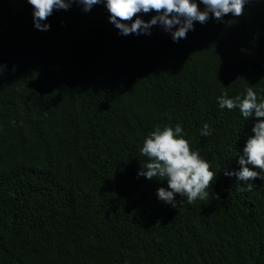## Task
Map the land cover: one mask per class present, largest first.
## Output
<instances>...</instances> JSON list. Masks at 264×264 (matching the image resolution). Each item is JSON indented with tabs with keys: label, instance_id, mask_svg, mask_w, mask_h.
Segmentation results:
<instances>
[{
	"label": "trees",
	"instance_id": "trees-1",
	"mask_svg": "<svg viewBox=\"0 0 264 264\" xmlns=\"http://www.w3.org/2000/svg\"><path fill=\"white\" fill-rule=\"evenodd\" d=\"M0 4V24L17 37L12 48L0 30V264H264V181L249 191L224 175L239 170L255 119L217 101L249 86L264 100V0L240 17L194 22L191 40L153 26L144 52L147 35L110 30L96 14L107 11L75 17L73 3L40 31L27 1ZM177 123L217 177L207 199L177 195L172 207L157 197L167 182L138 172L145 137Z\"/></svg>",
	"mask_w": 264,
	"mask_h": 264
},
{
	"label": "clouds",
	"instance_id": "clouds-1",
	"mask_svg": "<svg viewBox=\"0 0 264 264\" xmlns=\"http://www.w3.org/2000/svg\"><path fill=\"white\" fill-rule=\"evenodd\" d=\"M19 8L25 7V2L32 6L34 27L40 31L50 30V24L45 23L50 16L69 10L73 3L82 6L84 12H90L93 6L101 5L108 12L111 24L119 30L121 35L151 34L153 26L162 35L171 34L174 42L181 39H193L199 32L194 31V22L198 26H207L210 18L222 21L224 16L231 13L235 17L245 15L248 7L259 0H12ZM5 4H0V14L5 13ZM105 8L94 7L105 14ZM155 13L148 21L141 17L144 14ZM211 14V16H210ZM228 22V21H227ZM14 26V25H13ZM13 26H3L0 30L6 32L10 41L6 45L16 48V39L12 34ZM15 26H20L17 23ZM69 30V29H68ZM66 30V32L68 31ZM66 32H63L66 33ZM62 36L52 43L59 41ZM2 42V39H0ZM77 61H79L77 59ZM264 72V63H263ZM2 65H0V77H2ZM221 110L229 111L239 109L241 116L248 120L254 118L252 127L253 135L248 136L242 153L237 151L239 170L224 171L225 176H235L244 182L247 190H252L251 181L259 178L264 181V100L258 102L257 93L249 86L246 95H237L229 98L227 92L217 97ZM201 136L212 134L210 126L205 123L201 129ZM142 155L148 158V163L138 172V176L148 180L158 179L166 181L167 188L157 189V197L160 201L171 205L180 206L176 196L187 197L189 204L197 199H207L211 194L206 189L212 187L217 175L210 170V163L201 157L198 150H192L190 143L185 139L184 129L181 124L173 126H156L144 139L140 149ZM258 169L259 171H257ZM5 216H0V227Z\"/></svg>",
	"mask_w": 264,
	"mask_h": 264
},
{
	"label": "bare ground",
	"instance_id": "bare-ground-1",
	"mask_svg": "<svg viewBox=\"0 0 264 264\" xmlns=\"http://www.w3.org/2000/svg\"><path fill=\"white\" fill-rule=\"evenodd\" d=\"M102 6L101 7H103V8H105L104 6H103V4H101ZM81 6L80 5H78V7H77V13H76V15H75V17L79 14V11L80 10H82L81 8H80ZM93 7H99V6H93ZM83 11V10H82ZM105 11H107L106 10V8H105ZM83 13H85L84 11H83ZM97 14V16H100L101 17V20H109L108 19V15L109 14H105V15H101V13H96ZM152 15H155V13L153 12V13H150L149 15H144L143 17H141L143 20H150L151 19V17H152ZM110 27H108L110 30H116V28H115V26L114 25H109ZM195 30V32H198L199 30H197L196 28H194ZM117 31V30H116ZM118 32V31H117ZM205 34V33H204ZM122 37V36H121ZM124 37V36H123ZM132 37V36H131ZM161 37L162 36H160V37H156V40H155V38H153V42L154 41H158V40H160L161 39ZM84 39H87L86 37H82L81 38V40H84ZM187 39V38H186ZM99 40H101V38H99V36L98 37H94V38H92L91 39V44H97V43H99L100 41ZM126 40V39H125ZM151 40H152V37H150L149 35H147V41L146 42H144L143 44H141L138 48H141V50H140V52H144V50H145V48L146 47H148L149 46V43H151ZM165 41L168 43V40L165 38ZM85 46L87 45V43H88V41H86V40H84L83 42H82ZM123 44V42L122 43H120V45L118 46V48L121 46ZM104 45H105V42H104V44L101 46V52H104V51H106L105 49H104ZM126 46H127V44H125ZM114 50V52L115 53H118L117 52V50L115 49V48H113V49H111V51H113ZM100 52V54H99V58L101 59L102 58V56H101V53ZM154 53H157V49L156 50H154L153 51ZM76 56H75V58L74 59H78V60H80L81 59V57L83 56L80 52H78L77 51V53L75 54ZM90 55H92V56H94L95 55V53H94V51H90ZM61 56H62V58H64V59H68V55H65L64 54V52H62L61 51ZM163 56L164 57H166L167 59L168 58H170V57H173V56H175V53L173 52V51H170V52H167V51H165V53L163 54ZM100 61H104V62H107L106 60H104V59H102V60H100ZM96 86V85H95Z\"/></svg>",
	"mask_w": 264,
	"mask_h": 264
}]
</instances>
